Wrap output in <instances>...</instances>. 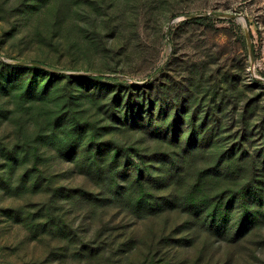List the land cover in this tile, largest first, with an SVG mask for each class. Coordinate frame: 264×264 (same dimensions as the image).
<instances>
[{"label":"rangeland","instance_id":"rangeland-1","mask_svg":"<svg viewBox=\"0 0 264 264\" xmlns=\"http://www.w3.org/2000/svg\"><path fill=\"white\" fill-rule=\"evenodd\" d=\"M240 146L264 161V0H0V264H264V221L224 237L122 195ZM205 181L183 197L235 187Z\"/></svg>","mask_w":264,"mask_h":264},{"label":"trees","instance_id":"trees-1","mask_svg":"<svg viewBox=\"0 0 264 264\" xmlns=\"http://www.w3.org/2000/svg\"><path fill=\"white\" fill-rule=\"evenodd\" d=\"M207 17H196L197 21H205ZM3 65L13 66L15 68H23L20 64L2 63ZM39 71H43V67ZM231 154L222 155L219 158L217 166L223 172H160L155 177L153 172H127L132 178L131 184L127 183L122 195H128L130 198L135 193L134 185H137L143 195L145 190L154 189L157 185L155 202H147L144 197L137 198L135 206L145 212L157 210L161 206L166 211H184L190 213L196 219H199L201 227L220 236L242 238L248 235L251 230L256 227L258 222L264 221V172H253L257 166L264 167V161L261 156L253 157L251 160L246 159L243 147L234 148ZM250 159V158H249ZM230 162L234 164L243 165L248 162V169L244 168L245 172H229L227 171V164ZM247 167V165H246ZM96 172V174L101 175ZM107 173V172H106ZM117 177V175H116ZM218 178L221 185L230 183L235 186L220 188V191L215 194H205L202 192V197L188 198L183 197L187 192H201L203 186L206 184L205 180L209 178ZM177 180L179 183H177ZM176 181L178 191L172 189L171 193L167 191L172 187V182ZM144 190V192H143ZM115 194L118 193L117 185L113 189ZM175 193V194H174ZM145 200V201H144Z\"/></svg>","mask_w":264,"mask_h":264},{"label":"water","instance_id":"water-1","mask_svg":"<svg viewBox=\"0 0 264 264\" xmlns=\"http://www.w3.org/2000/svg\"><path fill=\"white\" fill-rule=\"evenodd\" d=\"M228 16H230V17H242V15L241 14H238V13L229 14ZM17 63L22 64V65H25V64H34V65L39 66V67H44V65L41 64V63H32L30 61H19Z\"/></svg>","mask_w":264,"mask_h":264}]
</instances>
